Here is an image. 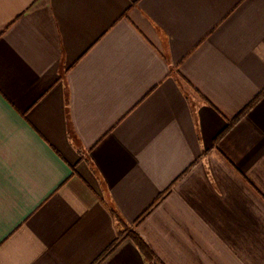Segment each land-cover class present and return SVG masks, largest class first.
Segmentation results:
<instances>
[{
    "label": "crops",
    "instance_id": "1",
    "mask_svg": "<svg viewBox=\"0 0 264 264\" xmlns=\"http://www.w3.org/2000/svg\"><path fill=\"white\" fill-rule=\"evenodd\" d=\"M263 91L264 0H0V264H264Z\"/></svg>",
    "mask_w": 264,
    "mask_h": 264
},
{
    "label": "trees",
    "instance_id": "2",
    "mask_svg": "<svg viewBox=\"0 0 264 264\" xmlns=\"http://www.w3.org/2000/svg\"><path fill=\"white\" fill-rule=\"evenodd\" d=\"M263 95L264 91L257 95L253 101H251L248 105L241 109L239 113L230 119L227 126L215 137L214 144H216L238 121H240ZM108 209L117 225L119 227H124V230L123 232H119V236L116 238V240L94 261L93 264H99L104 259H106L120 245L122 240L126 238H129L133 242L144 258L150 259L152 257V252L149 250L148 246L140 238V236L135 231H128V229L125 228V224L123 223L120 215L113 207H108Z\"/></svg>",
    "mask_w": 264,
    "mask_h": 264
},
{
    "label": "rangeland",
    "instance_id": "3",
    "mask_svg": "<svg viewBox=\"0 0 264 264\" xmlns=\"http://www.w3.org/2000/svg\"><path fill=\"white\" fill-rule=\"evenodd\" d=\"M129 231V230H128Z\"/></svg>",
    "mask_w": 264,
    "mask_h": 264
}]
</instances>
